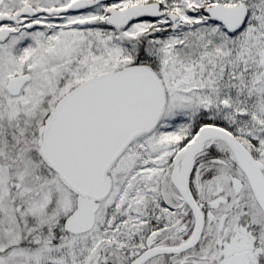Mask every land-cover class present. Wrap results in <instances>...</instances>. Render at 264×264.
<instances>
[{"label": "snow or ice", "instance_id": "obj_1", "mask_svg": "<svg viewBox=\"0 0 264 264\" xmlns=\"http://www.w3.org/2000/svg\"><path fill=\"white\" fill-rule=\"evenodd\" d=\"M0 264H264V0H0Z\"/></svg>", "mask_w": 264, "mask_h": 264}]
</instances>
